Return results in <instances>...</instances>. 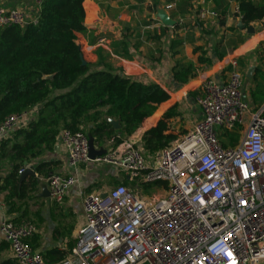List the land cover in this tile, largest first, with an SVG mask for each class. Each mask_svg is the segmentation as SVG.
Segmentation results:
<instances>
[{
  "label": "built area",
  "instance_id": "built-area-1",
  "mask_svg": "<svg viewBox=\"0 0 264 264\" xmlns=\"http://www.w3.org/2000/svg\"><path fill=\"white\" fill-rule=\"evenodd\" d=\"M4 1L0 30L38 24L44 0H36L31 11L4 8ZM179 1L172 0L164 10H176ZM231 3L241 18L239 4ZM219 18L203 8L198 28L204 30L207 21ZM175 22L185 25L182 18ZM98 44L109 45L110 40L99 38ZM230 65L226 81L209 78L199 88L195 104L202 118L192 131L152 160L131 146L95 161L111 163L139 184L164 183L163 196L147 199L139 187L126 185L111 188L106 198L80 190L83 222L71 253L58 262L47 261L30 244L38 234L35 223L6 218L0 233L15 264H264V104L250 108L236 62ZM34 113L4 119L0 139L26 128ZM231 132L237 135L236 146L226 139ZM59 140L70 167L92 162L85 133L66 130ZM79 184L74 176L48 179L57 204Z\"/></svg>",
  "mask_w": 264,
  "mask_h": 264
},
{
  "label": "trees",
  "instance_id": "trees-1",
  "mask_svg": "<svg viewBox=\"0 0 264 264\" xmlns=\"http://www.w3.org/2000/svg\"><path fill=\"white\" fill-rule=\"evenodd\" d=\"M85 1L44 0L37 25L0 30V123L13 114L35 112L26 128L0 139V174L7 172L0 179V194L4 195L7 212L15 223L29 220V201L40 187V180L32 175L20 183V171L32 165L44 178L56 174L59 162L36 161L46 152L54 151L63 131L83 132L99 150L112 153L123 143L121 136H132L159 105L170 100L169 93L161 86L135 81L106 64L101 50L96 64L83 66L77 35L87 32ZM234 1L239 4L244 24L264 25V0ZM227 10L228 7L221 12V26H225ZM181 44L177 39L169 48L173 50ZM212 56L206 60L202 57L196 64L177 61L172 69L174 82L183 85L194 80L199 66L210 64ZM197 95L198 91L190 93L191 102ZM178 100L176 95L169 104ZM176 109L177 106L170 109L156 127L143 134L137 148L147 160L177 140L176 135L168 133V121L174 119ZM105 118L119 120L121 129L115 130ZM237 144L236 137L230 139V146ZM108 179L109 186L123 184L112 175L105 180ZM164 187L160 182L140 183L144 192ZM15 214L19 216L13 217ZM30 244L39 249L41 236L37 234ZM74 246L71 243L69 250L55 247L42 252V256L49 262H58ZM7 247L5 241L1 251ZM5 264L15 262L8 260Z\"/></svg>",
  "mask_w": 264,
  "mask_h": 264
},
{
  "label": "crops",
  "instance_id": "crops-1",
  "mask_svg": "<svg viewBox=\"0 0 264 264\" xmlns=\"http://www.w3.org/2000/svg\"><path fill=\"white\" fill-rule=\"evenodd\" d=\"M171 1L128 0L122 3L86 0L84 3L87 32L78 34L77 42L86 62L96 64L99 59L97 53L101 50L106 64L112 66L120 74L144 84L159 85L170 95V100L159 105L156 112L144 120L132 136H121L123 143L115 152L118 155L128 147L139 146L143 134L156 127L170 109L178 107L184 101L188 108L187 111L195 118L196 125L202 115L200 110H196L195 101L191 102L190 93L198 91L209 78L221 82L226 81L231 71L230 64L234 61L242 75L243 92L250 108L256 109L264 104V25L262 23L251 25L261 24L263 31L260 34H249L247 29L239 30L237 24L242 20V14L241 18L235 14V6L231 3V1L236 3L234 0H180L176 10L167 14L175 21L180 18L184 19L185 25L176 23L174 27L166 26L159 17V11H163L165 5ZM35 2L36 0H5L3 7L10 9L19 7L31 11L35 9ZM226 7L228 10L225 16V26H221V12ZM203 8L217 12L220 18L207 21L204 30H200L198 24L200 26L202 24L198 20V13ZM211 32H213L212 35L209 34ZM214 32H219V35H214ZM99 38L110 40V44L99 45ZM177 39L181 40L182 44L173 50L170 49L171 42ZM214 50L220 56L217 57ZM211 55L213 56L210 64L200 65L198 75L194 80L183 85L174 82L172 69L177 61L196 64L200 58L203 57L206 60ZM176 95L179 100L169 104ZM173 122L174 119L168 121V133L175 135L181 126L172 129ZM195 125L190 129L187 128L188 125H184V134L192 131ZM41 161L59 162L56 174L78 177L80 184L68 193L63 204H57L51 196L46 198L39 196L43 191L42 187L32 193L34 199L29 201L28 221L35 223L38 227L41 247L36 251L40 254L55 247L69 250L70 244H75L78 230L83 222L80 216L83 194H79L80 190L84 193L90 184L98 182L89 190V192L94 191L96 187L102 185V180L108 175H112L119 183H123L122 185L127 182L126 186L129 188L132 186L131 189L140 186L116 166L109 167L100 176L98 174L102 167L97 162L79 168L70 167L67 151L60 140L53 152H46L36 162ZM98 166L99 169H97ZM26 168L34 170L32 165ZM2 174L6 176L7 172ZM36 177L42 185H48V178L38 173ZM155 190L158 191V189ZM108 191L98 190L96 192L104 194ZM7 211L4 195L0 194V225L4 219L12 218ZM76 214L80 217L75 216ZM17 216L19 214L13 215V217ZM57 229L59 230L55 233ZM4 242L0 233V258L5 252L8 253L6 259H0V264H5L8 260L14 263L9 247L1 251Z\"/></svg>",
  "mask_w": 264,
  "mask_h": 264
},
{
  "label": "rangeland",
  "instance_id": "rangeland-1",
  "mask_svg": "<svg viewBox=\"0 0 264 264\" xmlns=\"http://www.w3.org/2000/svg\"><path fill=\"white\" fill-rule=\"evenodd\" d=\"M254 27H255V34H260L262 31H263V27L261 26V24H257V25H253ZM210 35H212L213 34V32H211V33H209ZM214 35H219V32L218 33H216V32H214ZM222 41V40H221ZM185 101L182 103V104H180V105H178V107H177V109H176V111H175V114H176V116L174 117V122L172 123V125H171V127H172V129H176L177 128V126H181V129H179V131L178 132H176V136H177V139L178 138H180V137H182V135L185 133L184 131H183V126L184 125H188V129H190L192 126H194L195 125V118L193 117V115L191 114V113H189L187 110H188V108L186 107V105H185ZM234 135H236V134H234L233 132H231L228 136H226V139H227V141H230L229 139H231V138H233L234 137ZM176 142V141H175ZM174 143V142H173ZM121 146V145H120ZM119 146V147H120ZM118 147V148H119ZM117 148V149H118ZM106 151V150H105ZM116 152V151H115ZM115 152H110V153H106L105 154V156H109V155H112V154H116ZM98 165H100V167H102V170L100 171V173L98 174V176H100L101 174H103L109 167H115L114 165H112L111 163H103V162H100ZM99 166H98V168L97 169H99L100 168ZM97 179H98V177H97ZM106 178H104L102 181V185L101 186H99L98 188L96 187L95 188V192L96 191H98V190H104V191H108V190H110L111 188H113V187H115L116 185H112V186H109V184H108V182H109V179L108 180H105ZM98 182H96V183H94V184H90V186L89 187H87V189L85 190V192H89V190L92 188V187H94V186H96V184H97ZM131 188H133L132 186H131ZM134 188H136V187H134ZM139 189H141L142 190V194H143V196H145V198H147V199H152L153 197H156V198H159V197H161V196H163V194H164V192H163V190L162 189H158V191L157 190H155V189H152L150 192H144L143 191V189L142 188H140V186H139ZM70 211V210H69ZM76 211H78V209H76ZM71 212V211H70ZM71 214V213H70ZM81 215H82V213H81ZM80 215V216H81ZM75 216H77V217H80V216H78L77 214L75 215ZM8 255V253L7 252H5L4 253V255H2V257L0 258L1 260L2 259H6V256Z\"/></svg>",
  "mask_w": 264,
  "mask_h": 264
},
{
  "label": "water",
  "instance_id": "water-1",
  "mask_svg": "<svg viewBox=\"0 0 264 264\" xmlns=\"http://www.w3.org/2000/svg\"><path fill=\"white\" fill-rule=\"evenodd\" d=\"M159 17L161 18L162 23H164V25H166V26L174 27L176 25V22L168 16V14L165 10L159 11ZM237 28L239 30L247 29L249 34L255 33V28L253 26L247 27L246 24H244L242 20L239 21V23L237 24ZM81 61H82L83 66L87 65V62H86V60L82 54H81ZM48 78L51 79L53 77L49 76ZM196 110H200V107L196 106ZM105 120L107 123L111 124L115 130L121 129V124H120L119 120H115V119H111V118H105ZM105 154H106L105 150L97 149V147L94 145V142L92 140H90V160L92 162H95L98 159L104 157ZM29 175L36 176V173L32 168L24 169V172L20 175V183H22ZM4 177L5 176L3 174H0V179H2ZM40 187L43 188V191L39 196H42L45 198L51 196L50 191L48 189V185H42V183L40 181ZM102 197L106 198L107 194L106 193L102 194Z\"/></svg>",
  "mask_w": 264,
  "mask_h": 264
},
{
  "label": "bare ground",
  "instance_id": "bare-ground-1",
  "mask_svg": "<svg viewBox=\"0 0 264 264\" xmlns=\"http://www.w3.org/2000/svg\"><path fill=\"white\" fill-rule=\"evenodd\" d=\"M128 146V145H127ZM126 147V146H125Z\"/></svg>",
  "mask_w": 264,
  "mask_h": 264
}]
</instances>
